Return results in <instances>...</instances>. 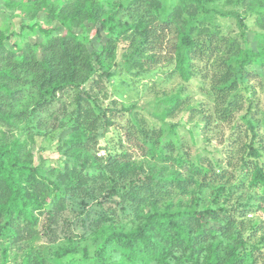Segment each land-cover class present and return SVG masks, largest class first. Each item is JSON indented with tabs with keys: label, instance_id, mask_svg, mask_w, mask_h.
I'll return each instance as SVG.
<instances>
[{
	"label": "trees",
	"instance_id": "obj_1",
	"mask_svg": "<svg viewBox=\"0 0 264 264\" xmlns=\"http://www.w3.org/2000/svg\"><path fill=\"white\" fill-rule=\"evenodd\" d=\"M215 2L232 10L222 15ZM2 5L22 20L18 30L0 26V264H11L10 250L24 242L18 264H264V135L251 77L264 84V0ZM242 13L254 16V47ZM224 17L238 34L226 31ZM165 33L176 90L157 96L151 111L105 107L96 89L120 68L116 58L127 50L125 64L153 69ZM189 83L201 99L186 93ZM179 112L187 122L197 116L196 127L230 132L190 155L177 131L185 122L171 121ZM116 117L123 132L112 136L105 131ZM25 125L32 132L23 138ZM36 145L60 157L35 165Z\"/></svg>",
	"mask_w": 264,
	"mask_h": 264
},
{
	"label": "rangeland",
	"instance_id": "obj_2",
	"mask_svg": "<svg viewBox=\"0 0 264 264\" xmlns=\"http://www.w3.org/2000/svg\"><path fill=\"white\" fill-rule=\"evenodd\" d=\"M212 7L222 13V15H225L228 11L232 10V7L230 5H226L221 2H215L212 4ZM19 10H7L2 5V0H0V26L4 25L9 30H18L20 27V21L22 20L20 18ZM243 19L245 24L248 26V39H249V45L254 47L255 41L254 38L257 37L258 29L254 26V16L244 14L242 13ZM218 16L221 17V15ZM38 21H42L41 13L39 17L37 18ZM220 21H225V24L227 27H225L226 31L230 33V35H236L238 34L239 28L232 18H223L220 19ZM55 25V24H54ZM28 40L32 43H38L40 36L38 34H29ZM169 38L168 33H165L162 37H160L157 42H155L154 45V53L161 54L162 59L157 63L153 69H146L145 67L140 66L137 63H129L125 64L124 60L130 51L127 52V50L124 52V55L118 56L116 58V61L118 63V66H120L119 69L116 68L112 69L114 71V74L111 78H105V90H97L98 96L102 101V104L106 107L113 106L115 109H119L123 106H130L132 104H136L138 107H141L145 110H153L154 102L157 96H162L164 93L169 94L176 90L177 86L180 84V80L175 77V75H172L170 73L173 64L167 62V59L164 56L165 51L163 50L167 40ZM161 40L163 42L161 43ZM92 42L94 46H99V40L98 37L95 36L92 39ZM10 45L9 43L7 44ZM161 45V48L158 46ZM152 52V51H150ZM252 82L256 85L257 93H256V103L259 107L258 113L256 118L259 120L260 126V132L264 135V84H262L261 79L258 77V75L251 76ZM100 91V92H99ZM189 93L194 99H201L202 95L199 93V91L196 88V84L189 83L186 85V93ZM113 102V103H112ZM147 116V115H145ZM147 119H151L149 116L146 117ZM199 118L195 116L191 122H187V116L185 115V112H179L176 114L175 117L171 119L172 122H180L181 124L185 122L186 127H192L194 130L195 135V144H193L190 133L187 131L186 127L182 124L177 128L178 134L180 135L181 142L183 144V148L187 150L190 155H193V152H195L196 148L198 150H202L203 147H206L207 150H213L217 146V142L219 140V136L221 135L220 132L224 134H228L230 132V129L227 128V126L220 125L218 129H220V132L216 131V127H212L211 129H204L202 123H199V126H194L193 122L197 121ZM48 124L50 122V118H47ZM120 118L116 117L114 119V126H110L106 131L101 128L99 131V137H98V143L96 145V151L99 155L105 154V140L104 137L101 135V132L104 130L105 132H109L108 134H111L112 136H116L117 133H122L123 129L120 126ZM199 122V121H198ZM30 126V123L27 124ZM27 125L23 126L22 131V137H26L27 135H30L32 131L27 130ZM200 131V132H199ZM209 136L211 138L210 142H206L204 137ZM53 144L56 143V139L52 141ZM29 148V146H28ZM42 149V150H40ZM32 153H33V161L34 164L37 165L42 158L43 160H56L60 157V154L57 152H54L51 149L44 150L43 145L41 146H32L31 147ZM139 159H142L138 157ZM182 171L185 169L181 167ZM257 194L262 196L261 194L262 189H259L256 191ZM212 195L208 192L204 193L203 195V202L206 204L212 203ZM261 198V197H260ZM71 215V214H70ZM253 216V215H252ZM47 222L45 215L40 217V224H44ZM41 240L43 242H47V238L43 235L41 236ZM49 239V238H48ZM40 240V242H41ZM25 244H15L13 248L10 250V256L8 258V263L11 264H18L22 256L24 254V251L27 249L26 246L30 245L29 242H24ZM36 243V242H34ZM38 243V242H37ZM51 264H60L58 260H53Z\"/></svg>",
	"mask_w": 264,
	"mask_h": 264
}]
</instances>
